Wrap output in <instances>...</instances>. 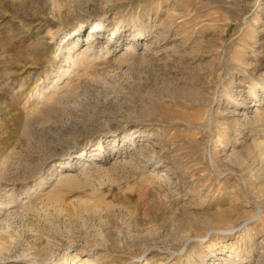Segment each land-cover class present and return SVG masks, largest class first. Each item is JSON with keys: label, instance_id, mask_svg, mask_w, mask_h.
<instances>
[{"label": "rangeland", "instance_id": "obj_1", "mask_svg": "<svg viewBox=\"0 0 264 264\" xmlns=\"http://www.w3.org/2000/svg\"><path fill=\"white\" fill-rule=\"evenodd\" d=\"M6 156L0 264H264V0H0Z\"/></svg>", "mask_w": 264, "mask_h": 264}, {"label": "bare ground", "instance_id": "obj_2", "mask_svg": "<svg viewBox=\"0 0 264 264\" xmlns=\"http://www.w3.org/2000/svg\"><path fill=\"white\" fill-rule=\"evenodd\" d=\"M96 27H97V29H95L94 31H99L98 29L100 28V26H99V24L98 23H96ZM119 30H120V28H119ZM73 31H75V29L73 30ZM71 32V31H70ZM94 32H92L91 33V35H90V38L91 39H93L94 38ZM114 39H115V42L116 43H118V44H120V43H122L123 41H124V35H123V31H121V32H116L115 33V35H114ZM71 42H73V45H70V43ZM92 40H90L88 43H87V47L86 48H83L82 50L79 48V49H77L76 50V55H74V54H72V52H73V50L75 51V49H76V47L78 46L76 43H75V41L74 40H70V43H68V44H66V48L69 50L68 51V53H69V56H68V58H70V59H72V67L73 68H75L76 66H78L81 62H83L85 59L84 58H87V54H89V51L90 50H92L95 46H94V44H92ZM42 43H44V42H42ZM45 45V44H44ZM129 46L127 47V51H126V54H124V56L125 57H127V55H131V54H135L136 53V51H137V49H138V45H136L135 44V42L134 41H131L129 44H128ZM104 49V47L103 46H101L100 45V50H103ZM106 51V50H105ZM95 52V51H94ZM108 52V51H107ZM88 59V61L90 60V58H87ZM88 63V62H87ZM82 64V63H81ZM80 67V66H79ZM87 67V66H86ZM85 68V67H84ZM61 73V72H60ZM61 75V74H60ZM60 80H61V78H60V76L58 77V80H57V82L56 83H53V84H51V85H49L48 86V88H49V90L48 91H46L47 93H50V95L51 94H56V95H58L59 93H61L62 91H70L71 90V85H69V82H66V84H64L63 86H60ZM254 96V95H253ZM51 97V96H50ZM52 97H53V95H52ZM261 104V103H260ZM259 112V111H258ZM258 117H259V119L260 118H262L263 117V115H261L260 113L257 115ZM249 118V117H248ZM246 121V120H245ZM248 121V120H247ZM250 122V121H249ZM114 138H117V136H114ZM123 141V140H122ZM123 144V143H122ZM119 145H120V142H119ZM119 147V150L121 149V146H118ZM103 148V146H97L96 148H95V151H98V152H95V153H90L89 154V157H91L92 155H98L99 154V151L101 150ZM82 156H88V150H87V154H84V153H82ZM81 156V157H82ZM96 156L95 157H93L92 159H94V158H96ZM83 159H85L84 157H83ZM92 159H89V158H87L86 159V161H90V160H92ZM8 161H9V159H8V156H6L5 157V159L1 162L2 164H1V166H0V168H1V170L2 169H6V167L8 166ZM70 164H71V162H65L64 164H63V167H64V170L65 171H67L69 168H70ZM3 171V170H2ZM64 171V172H65ZM65 177V176H64ZM63 177V178H64ZM66 177H67V175H66ZM14 203H15V198L13 197V199H11V200H9V202H7V203H3V204H1L0 206H1V209H0V211L2 210V209H6V211H8L7 212V214H6V217H4V219L1 221V223L3 222V224H1L3 227V229L5 228V227H8L9 228V225H10V223L8 222V220L11 218V216L12 215H14V214H17L18 213V209H13V210H10L13 206H14ZM24 203V202H23ZM26 204L24 203L23 204V206H25ZM22 207V206H21ZM27 208V207H26ZM5 230H6V232H9V229H7V228H5ZM227 231L225 232V234L223 235L224 237H230L231 236V234L232 233H235V232H233V230H234V227L233 228H228V229H226ZM2 231V230H1ZM9 237H11L12 238V236H9ZM213 236L211 235V238H212ZM2 246V245H1ZM208 246H210V247H213V248H215L214 246V243H209V245ZM3 247V246H2ZM1 247V248H2ZM0 248V249H1ZM4 248V247H3ZM229 251V255L228 256H226V253L225 254H220L219 256H218V254H217V252L215 251V249H212V256L213 257H215L217 260L219 259V260H221V261H223V263L224 264H237V262L239 261L240 263H238V264H241V255H240V251H239V249L238 248H236L235 246H232L231 248H230V250H227V252ZM1 253H3V254H10L9 253V251H7V250H1L0 251ZM222 255H225V258H224V256H222ZM36 264H39L38 262L36 263ZM209 264H219V262H216V260L214 261V263H212V261H210V263Z\"/></svg>", "mask_w": 264, "mask_h": 264}]
</instances>
